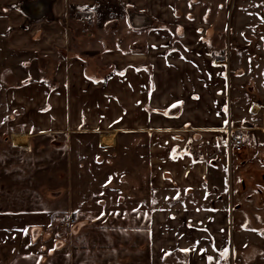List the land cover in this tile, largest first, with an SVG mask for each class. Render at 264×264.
I'll return each mask as SVG.
<instances>
[{
    "label": "crops",
    "instance_id": "1",
    "mask_svg": "<svg viewBox=\"0 0 264 264\" xmlns=\"http://www.w3.org/2000/svg\"><path fill=\"white\" fill-rule=\"evenodd\" d=\"M192 6L0 0V63L15 78L10 148L64 154L49 178L65 205L50 219L77 220L68 245L77 264H164L178 253L211 264L232 249L230 207L246 205L264 136L242 111L228 114V60L207 44L212 27L194 20ZM122 23L146 35L117 37ZM230 130L248 132L243 153L229 150ZM172 189L188 194L189 208H161Z\"/></svg>",
    "mask_w": 264,
    "mask_h": 264
},
{
    "label": "rangeland",
    "instance_id": "2",
    "mask_svg": "<svg viewBox=\"0 0 264 264\" xmlns=\"http://www.w3.org/2000/svg\"><path fill=\"white\" fill-rule=\"evenodd\" d=\"M191 1L194 20L204 21L212 27L207 44L228 60V114L238 118L242 111L251 127L264 136V0ZM122 25L117 37L124 35L132 39L146 35V32L134 31L133 25ZM168 27L164 25L163 28ZM81 34L88 36L87 31ZM137 47L144 48L142 45ZM1 66L0 63V264H77L76 253L68 247L77 224L74 227L67 225L71 218L77 220L64 213L50 219V213H55L52 212L54 208L57 210L65 205L58 201L59 193L63 192L57 189L59 184L53 188L54 182L49 178L59 162L65 160L64 154L54 152L48 157H37L35 153L28 155L11 150L9 139L14 129L10 127L13 111L8 92L15 78ZM243 133L247 135L248 132ZM103 141L104 145H109L106 139ZM262 146L261 154L252 158L255 163L252 166L257 169L254 181L242 190L246 194V205L230 207L232 218L228 232L232 249L220 254L219 262L211 264H264V143ZM251 147L250 140L247 150ZM226 169L227 176L231 177L228 162ZM99 172L110 173L108 168ZM160 197L161 202L164 201L161 204L163 210L189 208L186 205L189 197L185 192L172 189L162 191ZM237 198L234 203L238 202ZM55 199L58 204L53 206ZM210 208L215 209V205ZM59 242L61 244H56ZM187 260L185 253H178L167 256L164 264H188ZM142 261L149 264V260Z\"/></svg>",
    "mask_w": 264,
    "mask_h": 264
},
{
    "label": "built area",
    "instance_id": "3",
    "mask_svg": "<svg viewBox=\"0 0 264 264\" xmlns=\"http://www.w3.org/2000/svg\"><path fill=\"white\" fill-rule=\"evenodd\" d=\"M229 150L231 153L241 154L245 151L247 147L246 136L242 131L239 130H230L229 131ZM77 222L74 219L68 220L67 225L70 227H74Z\"/></svg>",
    "mask_w": 264,
    "mask_h": 264
},
{
    "label": "bare ground",
    "instance_id": "4",
    "mask_svg": "<svg viewBox=\"0 0 264 264\" xmlns=\"http://www.w3.org/2000/svg\"><path fill=\"white\" fill-rule=\"evenodd\" d=\"M25 141V139L23 138V137H14V141H15V144H19V143H21V141Z\"/></svg>",
    "mask_w": 264,
    "mask_h": 264
},
{
    "label": "water",
    "instance_id": "5",
    "mask_svg": "<svg viewBox=\"0 0 264 264\" xmlns=\"http://www.w3.org/2000/svg\"><path fill=\"white\" fill-rule=\"evenodd\" d=\"M147 25V23H144V26H146ZM142 26H135V28H137V29H139V28H141Z\"/></svg>",
    "mask_w": 264,
    "mask_h": 264
},
{
    "label": "trees",
    "instance_id": "6",
    "mask_svg": "<svg viewBox=\"0 0 264 264\" xmlns=\"http://www.w3.org/2000/svg\"><path fill=\"white\" fill-rule=\"evenodd\" d=\"M213 58L216 60V58H217V57H216V56H214Z\"/></svg>",
    "mask_w": 264,
    "mask_h": 264
},
{
    "label": "snow or ice",
    "instance_id": "7",
    "mask_svg": "<svg viewBox=\"0 0 264 264\" xmlns=\"http://www.w3.org/2000/svg\"><path fill=\"white\" fill-rule=\"evenodd\" d=\"M185 251H188V250H185ZM209 259H211V258H209Z\"/></svg>",
    "mask_w": 264,
    "mask_h": 264
}]
</instances>
